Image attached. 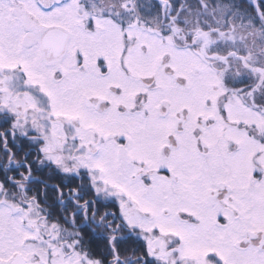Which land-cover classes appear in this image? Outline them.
Listing matches in <instances>:
<instances>
[{"label": "snow or ice", "instance_id": "1", "mask_svg": "<svg viewBox=\"0 0 264 264\" xmlns=\"http://www.w3.org/2000/svg\"><path fill=\"white\" fill-rule=\"evenodd\" d=\"M218 4L177 46L138 0H0V264H264V0Z\"/></svg>", "mask_w": 264, "mask_h": 264}, {"label": "rangeland", "instance_id": "2", "mask_svg": "<svg viewBox=\"0 0 264 264\" xmlns=\"http://www.w3.org/2000/svg\"><path fill=\"white\" fill-rule=\"evenodd\" d=\"M153 0H138V3H142L144 5L145 11L142 12L145 20H147L151 25L157 30H163L165 28H175L176 31L172 34L174 43L177 46H184L187 43H190L193 36L190 33L195 34L199 31V28L206 29L208 27H217L216 20L213 16L215 14L216 18H219L218 8L220 4H218V0H177V5L174 4V0H170V4L172 2V8L169 7L167 10H171L169 16L167 15V11L162 14L161 10L157 9L152 2ZM224 2V1H222ZM207 5V7H201V5ZM245 8H248L249 5L246 3L243 5ZM253 15H255V10H251ZM164 15V16H163ZM172 17H176V19H172ZM165 19L164 23H161V20ZM223 24V21H221ZM220 24V25H221ZM231 24L236 27V30L241 35H245L248 38L249 46H251L252 41L256 38L257 30L260 28V25L257 24L254 28L244 29L240 27V21L233 18L231 20ZM214 39L215 37H211ZM264 47V46H261ZM226 49L221 48L220 54H224ZM253 51L258 54L261 58V54L264 51H258L257 49H253ZM145 85H150L154 83L152 80H145ZM177 83L182 84L183 80H178ZM232 87H239L238 84H231ZM185 118H187V114H185Z\"/></svg>", "mask_w": 264, "mask_h": 264}, {"label": "flooded vegetation", "instance_id": "3", "mask_svg": "<svg viewBox=\"0 0 264 264\" xmlns=\"http://www.w3.org/2000/svg\"><path fill=\"white\" fill-rule=\"evenodd\" d=\"M168 16H169V15H168ZM169 17H170V16H169ZM164 21H165V19L163 18V20H161V23H164ZM220 27H223V24H221ZM211 28H216V27H211ZM201 30H205V29L199 28V31H201ZM257 56H258V54H257ZM258 57H259V56H258ZM259 58H260V57H259ZM260 59L264 60V52H262V54H261V58H260ZM258 102H260L259 99H258Z\"/></svg>", "mask_w": 264, "mask_h": 264}, {"label": "water", "instance_id": "4", "mask_svg": "<svg viewBox=\"0 0 264 264\" xmlns=\"http://www.w3.org/2000/svg\"><path fill=\"white\" fill-rule=\"evenodd\" d=\"M155 1H157V2L161 5L160 0H155ZM169 7H171V5H170L169 1L166 0V3L164 4V10H163V13H164L167 9H169ZM170 11H171V10H169V12H170Z\"/></svg>", "mask_w": 264, "mask_h": 264}, {"label": "trees", "instance_id": "5", "mask_svg": "<svg viewBox=\"0 0 264 264\" xmlns=\"http://www.w3.org/2000/svg\"><path fill=\"white\" fill-rule=\"evenodd\" d=\"M141 1H142V0H141ZM175 1L178 2L177 0H174V1H173V2H174V4H173L174 6L177 5V3H176ZM222 1H224V0H222ZM152 2H153V4L155 5V7L159 10V9H160V6H159L154 0H153Z\"/></svg>", "mask_w": 264, "mask_h": 264}]
</instances>
